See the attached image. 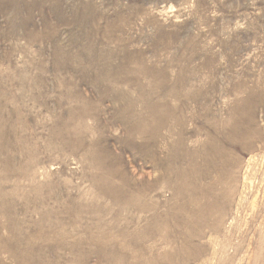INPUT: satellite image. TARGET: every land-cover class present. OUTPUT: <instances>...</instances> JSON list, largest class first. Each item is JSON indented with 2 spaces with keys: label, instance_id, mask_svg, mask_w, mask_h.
I'll list each match as a JSON object with an SVG mask.
<instances>
[{
  "label": "rangeland",
  "instance_id": "374dc122",
  "mask_svg": "<svg viewBox=\"0 0 264 264\" xmlns=\"http://www.w3.org/2000/svg\"><path fill=\"white\" fill-rule=\"evenodd\" d=\"M0 264H264V0H0Z\"/></svg>",
  "mask_w": 264,
  "mask_h": 264
},
{
  "label": "bare ground",
  "instance_id": "6f19581e",
  "mask_svg": "<svg viewBox=\"0 0 264 264\" xmlns=\"http://www.w3.org/2000/svg\"><path fill=\"white\" fill-rule=\"evenodd\" d=\"M11 126V125H10ZM16 133V132H15ZM15 162V161H14Z\"/></svg>",
  "mask_w": 264,
  "mask_h": 264
}]
</instances>
